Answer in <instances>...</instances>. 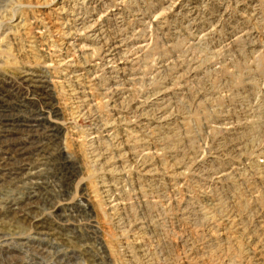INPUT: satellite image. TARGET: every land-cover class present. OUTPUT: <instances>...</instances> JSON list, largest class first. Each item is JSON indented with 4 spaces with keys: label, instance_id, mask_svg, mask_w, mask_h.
I'll return each mask as SVG.
<instances>
[{
    "label": "rangeland",
    "instance_id": "rangeland-1",
    "mask_svg": "<svg viewBox=\"0 0 264 264\" xmlns=\"http://www.w3.org/2000/svg\"><path fill=\"white\" fill-rule=\"evenodd\" d=\"M0 264H264V0H0Z\"/></svg>",
    "mask_w": 264,
    "mask_h": 264
}]
</instances>
